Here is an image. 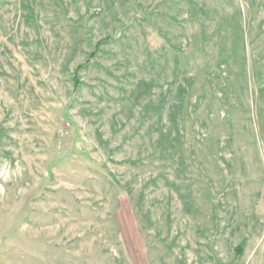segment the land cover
<instances>
[{
    "label": "rangeland",
    "instance_id": "rangeland-1",
    "mask_svg": "<svg viewBox=\"0 0 264 264\" xmlns=\"http://www.w3.org/2000/svg\"><path fill=\"white\" fill-rule=\"evenodd\" d=\"M0 264H264V0H0Z\"/></svg>",
    "mask_w": 264,
    "mask_h": 264
},
{
    "label": "trees",
    "instance_id": "trees-1",
    "mask_svg": "<svg viewBox=\"0 0 264 264\" xmlns=\"http://www.w3.org/2000/svg\"><path fill=\"white\" fill-rule=\"evenodd\" d=\"M112 38H107L103 41H100L96 44L91 45L93 47V52L91 54H89V56L87 57L86 61L84 63H82L81 65H79L75 71H74V77H73V82H74V93H77L81 86V80H80V72L83 69L88 68L89 66H91V64H93L94 60L97 58L98 53L100 52L101 47L104 44H107ZM70 108V104L67 106V109ZM245 246V241L243 242V244L239 247L238 251H240L241 253L243 252Z\"/></svg>",
    "mask_w": 264,
    "mask_h": 264
}]
</instances>
